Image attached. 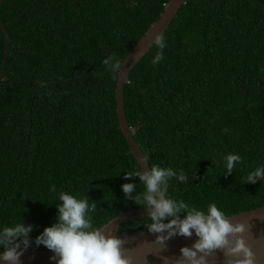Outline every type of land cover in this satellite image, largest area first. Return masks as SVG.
Here are the masks:
<instances>
[{
  "label": "trees",
  "instance_id": "trees-1",
  "mask_svg": "<svg viewBox=\"0 0 264 264\" xmlns=\"http://www.w3.org/2000/svg\"><path fill=\"white\" fill-rule=\"evenodd\" d=\"M170 1L2 2L0 253L77 247L157 204L119 129L115 90ZM4 51L0 28V72ZM123 107L167 209L120 234L264 206V7L187 0L130 71Z\"/></svg>",
  "mask_w": 264,
  "mask_h": 264
},
{
  "label": "water",
  "instance_id": "water-1",
  "mask_svg": "<svg viewBox=\"0 0 264 264\" xmlns=\"http://www.w3.org/2000/svg\"><path fill=\"white\" fill-rule=\"evenodd\" d=\"M3 1L0 0V5ZM186 1L167 3L158 20L117 69L115 101L119 129L157 204L120 213L80 246L0 253V264H264V206L200 224L127 234L119 232L123 223L151 218L167 209V200L126 121L123 88L128 83L130 71L161 39ZM252 1L264 7L257 0ZM0 28L5 36L1 83L10 38L1 19Z\"/></svg>",
  "mask_w": 264,
  "mask_h": 264
}]
</instances>
